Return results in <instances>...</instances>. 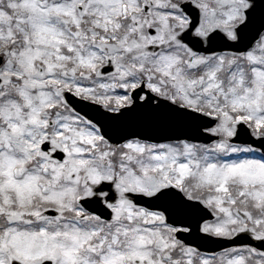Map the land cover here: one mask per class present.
<instances>
[{
    "label": "snow or ice",
    "instance_id": "obj_1",
    "mask_svg": "<svg viewBox=\"0 0 264 264\" xmlns=\"http://www.w3.org/2000/svg\"><path fill=\"white\" fill-rule=\"evenodd\" d=\"M0 264H264V0H0Z\"/></svg>",
    "mask_w": 264,
    "mask_h": 264
}]
</instances>
